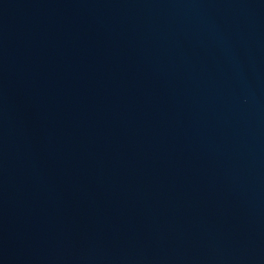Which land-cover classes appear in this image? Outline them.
I'll return each instance as SVG.
<instances>
[{
	"label": "water",
	"instance_id": "obj_1",
	"mask_svg": "<svg viewBox=\"0 0 264 264\" xmlns=\"http://www.w3.org/2000/svg\"><path fill=\"white\" fill-rule=\"evenodd\" d=\"M0 264H264V0H0Z\"/></svg>",
	"mask_w": 264,
	"mask_h": 264
}]
</instances>
